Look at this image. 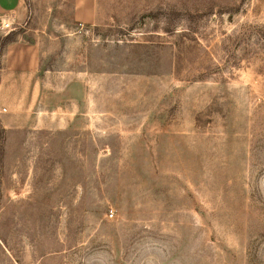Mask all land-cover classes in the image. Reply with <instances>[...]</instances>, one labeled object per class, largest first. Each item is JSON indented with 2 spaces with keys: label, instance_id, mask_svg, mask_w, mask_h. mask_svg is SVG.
Returning a JSON list of instances; mask_svg holds the SVG:
<instances>
[{
  "label": "rangeland",
  "instance_id": "rangeland-1",
  "mask_svg": "<svg viewBox=\"0 0 264 264\" xmlns=\"http://www.w3.org/2000/svg\"><path fill=\"white\" fill-rule=\"evenodd\" d=\"M1 23L0 264H264V0Z\"/></svg>",
  "mask_w": 264,
  "mask_h": 264
},
{
  "label": "built area",
  "instance_id": "built-area-1",
  "mask_svg": "<svg viewBox=\"0 0 264 264\" xmlns=\"http://www.w3.org/2000/svg\"><path fill=\"white\" fill-rule=\"evenodd\" d=\"M10 28V24L9 23H1L0 24V29H9Z\"/></svg>",
  "mask_w": 264,
  "mask_h": 264
},
{
  "label": "crops",
  "instance_id": "crops-1",
  "mask_svg": "<svg viewBox=\"0 0 264 264\" xmlns=\"http://www.w3.org/2000/svg\"><path fill=\"white\" fill-rule=\"evenodd\" d=\"M79 8H80V6H79ZM12 46H8V49H10ZM34 50H32V52H33ZM34 63H35V61L34 62H32V66H34Z\"/></svg>",
  "mask_w": 264,
  "mask_h": 264
},
{
  "label": "trees",
  "instance_id": "trees-1",
  "mask_svg": "<svg viewBox=\"0 0 264 264\" xmlns=\"http://www.w3.org/2000/svg\"><path fill=\"white\" fill-rule=\"evenodd\" d=\"M15 41L14 40H9L8 41V45H10V44H12V43H14Z\"/></svg>",
  "mask_w": 264,
  "mask_h": 264
}]
</instances>
